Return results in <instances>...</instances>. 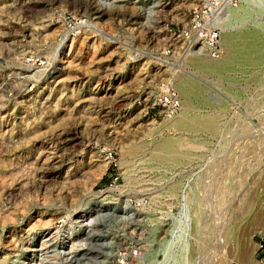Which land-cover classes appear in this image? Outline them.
Instances as JSON below:
<instances>
[{
    "label": "rangeland",
    "instance_id": "rangeland-1",
    "mask_svg": "<svg viewBox=\"0 0 264 264\" xmlns=\"http://www.w3.org/2000/svg\"><path fill=\"white\" fill-rule=\"evenodd\" d=\"M203 2L0 0V264H264V0L218 58L172 33Z\"/></svg>",
    "mask_w": 264,
    "mask_h": 264
},
{
    "label": "built area",
    "instance_id": "built-area-1",
    "mask_svg": "<svg viewBox=\"0 0 264 264\" xmlns=\"http://www.w3.org/2000/svg\"><path fill=\"white\" fill-rule=\"evenodd\" d=\"M231 2L232 0H204L191 9L187 23L177 32L172 31L173 35L183 37L190 43L192 50L202 45L203 50L211 56H219L222 53L219 42L222 29L217 18L227 6L231 7ZM147 97H152L151 101L148 98L150 106L158 108L154 115H161L162 118L174 115L180 106L177 90L167 81L156 85L153 93Z\"/></svg>",
    "mask_w": 264,
    "mask_h": 264
},
{
    "label": "bare ground",
    "instance_id": "bare-ground-1",
    "mask_svg": "<svg viewBox=\"0 0 264 264\" xmlns=\"http://www.w3.org/2000/svg\"><path fill=\"white\" fill-rule=\"evenodd\" d=\"M234 7H230V6H227V8L225 9V11H223V13H222V15H220L218 18H217V20L220 22V24H221V31L223 32V31H225V27H224V16H228V14H229V12H230V10H232ZM222 32H221V35H222ZM238 35H239V33H237ZM221 35H220V38H219V42H220V39H221ZM242 35H244V36H246L245 34H241L240 36L241 37H239V38H242ZM229 36V35H228ZM226 37L225 39L227 40V44H228V46H229V50H228V52L230 51V50H233V49H231V48H235L236 46H234L235 45V39H237V36H235V35H233V37ZM247 37H249V35H247ZM246 37V39H248ZM176 38V37H175ZM243 39V38H242ZM245 39V38H244ZM238 41V40H237ZM249 41V40H248ZM234 42V44L232 45V43ZM239 42V41H238ZM221 44V43H220ZM250 44V43H249ZM248 44V45H249ZM230 45H232V46H230ZM237 45V44H236ZM227 46V45H226ZM227 46V47H228ZM246 46V45H245ZM252 45H250V47H251ZM222 47V46H221ZM254 47V46H253ZM237 48H238V45H237ZM246 49V48H245ZM250 49V48H249ZM237 50V49H236ZM248 50V49H247ZM252 50H253V48H252ZM251 50V51H252ZM234 51V50H233ZM256 51H257V49H256ZM255 51V52H256ZM231 52V51H230ZM238 52V51H237ZM191 53H193V54H201V53H206V54H208L209 56H211L207 51H205V50H203V47H202V45H200V46H198L195 50H194V52H191ZM235 53V52H234ZM254 53V52H253ZM236 54V53H235ZM257 54V53H256ZM62 53H60V57L58 58V61H63V58H65V56L64 55H62ZM220 56V55H219ZM219 56H211V57H213V58H218ZM230 56H232V55H230ZM259 57V56H258ZM261 57V56H260ZM254 58V57H253ZM256 59V58H255ZM193 61H195L194 63L196 64V66L197 67H199V68H203V69H211L212 67L211 66H213V67H215L216 65H217V63H213V64H211V61H209V59L208 58H202V57H199V58H196L195 60H193ZM223 63V62H222ZM218 67V66H217ZM220 67V66H219ZM219 67H218V69H219ZM213 69V68H212ZM186 79V78H185ZM188 82V81H187ZM169 83V82H168ZM189 83V82H188ZM187 84V83H186ZM185 84V82H184V79H183V77L182 78H180V77H176L175 78V81H174V85L178 88V89H181V91H183L182 93H186V95L191 91V90H193V89H191V87H189V86H187ZM193 85V84H192ZM191 85V86H192ZM175 87V88H176ZM192 88H194L195 89V87H192ZM194 91V90H193ZM178 92V91H177ZM178 95H179V99H180V106H179V109H178V111L174 114V115H172V116H170V117H163L162 119H164V120H169V119H172V118H174L176 115H178V113L181 111V97H180V94H179V92H178ZM152 97H150L149 99H150V101L152 100L151 99ZM153 123V122H152ZM174 142H176V141H174ZM174 142H172V143H174ZM180 142V141H179ZM171 144V143H170ZM175 144V143H174ZM176 144H178V142L176 143ZM179 146H181V144H179ZM161 152V151H160ZM57 162V161H56ZM57 164H59V163H57ZM56 168V167H55ZM104 170V168L102 169V171ZM101 171V172H102ZM47 173V172H46ZM222 187V186H221ZM103 199V198H102ZM6 218V217H5ZM34 219V218H33ZM38 222L37 223H40V225H42L43 223H47L48 222V220H40V218L37 220ZM31 226H33V225H31ZM34 226H35V224H34ZM30 228H32V227H30ZM73 228H70V230H69V232L67 233V235H66V238H67V242H69L68 240L70 239V240H72V232H73ZM32 237H30V239H31ZM33 240V239H32ZM32 240H30L29 242H28V245H26V246H24L23 248H24V250L22 249L21 251L22 252H18V251H15L14 252V254H12L13 256H12V259H11V261H10V263L9 264H14L13 263V258L14 257H17V261L15 262L16 264H19L20 262H21V264H24L23 263V260H24V253H29L33 248H32ZM42 240L43 239H41V242H42ZM44 241V240H43ZM63 241V240H62ZM31 242V243H30ZM11 243V242H10ZM72 243L71 242H69V246L71 245ZM42 245V244H41ZM67 246V245H66ZM7 258V257H6ZM6 258H4V260L6 259ZM2 261V262H5V261ZM224 263V262H223ZM222 263V264H223Z\"/></svg>",
    "mask_w": 264,
    "mask_h": 264
}]
</instances>
